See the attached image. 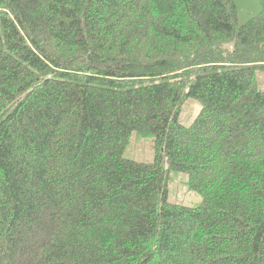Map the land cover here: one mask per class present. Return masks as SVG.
Returning <instances> with one entry per match:
<instances>
[{
  "label": "trees",
  "instance_id": "16d2710c",
  "mask_svg": "<svg viewBox=\"0 0 264 264\" xmlns=\"http://www.w3.org/2000/svg\"><path fill=\"white\" fill-rule=\"evenodd\" d=\"M251 1L0 0V264H264ZM172 172L201 205L169 201Z\"/></svg>",
  "mask_w": 264,
  "mask_h": 264
},
{
  "label": "rangeland",
  "instance_id": "374dc122",
  "mask_svg": "<svg viewBox=\"0 0 264 264\" xmlns=\"http://www.w3.org/2000/svg\"><path fill=\"white\" fill-rule=\"evenodd\" d=\"M251 0H238L242 9L241 21L245 22L249 16ZM201 111V104L196 100H188L181 114L180 122L190 126L196 120ZM125 157L138 162L151 163L154 160V142L152 138H143L139 134H133ZM169 201L186 207H197L202 204V197L189 189L188 177L185 174L172 172L169 183Z\"/></svg>",
  "mask_w": 264,
  "mask_h": 264
}]
</instances>
